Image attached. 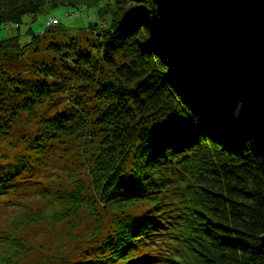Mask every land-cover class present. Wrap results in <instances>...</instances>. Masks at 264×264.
<instances>
[{"label":"trees","instance_id":"trees-1","mask_svg":"<svg viewBox=\"0 0 264 264\" xmlns=\"http://www.w3.org/2000/svg\"><path fill=\"white\" fill-rule=\"evenodd\" d=\"M84 6L98 7L105 23L47 37L64 28L60 22L27 43L0 39V142L23 118L32 129L19 140L31 149L17 158L24 164L0 165V204L30 195L35 184L46 202L12 204L19 210L0 227V260L21 264L26 253L45 249L42 264L67 261L50 245L29 248L19 229L45 220L54 228L80 225L100 208L103 227L101 214L91 220L96 228L85 241L92 250L82 264H264L263 159L189 91L159 39L154 0H0V24ZM71 141L87 179L49 187L54 176L33 163Z\"/></svg>","mask_w":264,"mask_h":264},{"label":"water","instance_id":"water-1","mask_svg":"<svg viewBox=\"0 0 264 264\" xmlns=\"http://www.w3.org/2000/svg\"><path fill=\"white\" fill-rule=\"evenodd\" d=\"M154 3L161 44L192 95L221 127L252 140L264 162V0Z\"/></svg>","mask_w":264,"mask_h":264},{"label":"rangeland","instance_id":"rangeland-1","mask_svg":"<svg viewBox=\"0 0 264 264\" xmlns=\"http://www.w3.org/2000/svg\"><path fill=\"white\" fill-rule=\"evenodd\" d=\"M86 1L91 4L100 2V0ZM53 17H58L64 28L57 27L53 31H47L46 36L49 38L57 35L58 33L62 35H72L78 31H87L91 23H98L100 21L103 22V24L105 23L98 12V7L84 6L80 9L57 7L52 9L48 14L39 16V19L36 21H32V18L27 16L24 23L21 25L0 24V39L18 36L22 43H27L32 40L34 34L41 35L48 27V21ZM86 34L89 35V32ZM62 100H64V98ZM53 112L55 113L56 109L51 111L49 114ZM17 125L19 127L16 128L15 126L13 134L8 136L9 139H5L0 142V165L5 164V162L11 165L22 162L21 158V160L17 158L23 156L25 152L31 150L29 144L24 145L19 141L23 134H29L32 132V129L25 128V126L28 125V119L23 118ZM36 135L37 132H35L34 138ZM7 153L10 154L8 158L4 157ZM78 153H80V151H78L75 144L73 145L72 141L63 146L60 144L57 147L48 148L43 163H33V166L37 172L41 169L43 176H54L51 177L49 181H45L49 187L51 183L55 184L54 186H76L79 181L86 180L88 176V170L84 167V161ZM43 190L44 188L42 187V184H35L30 189V195L23 196V194H28L29 191L22 192L10 201L11 205L0 204V227L10 225L13 220L12 217L17 215L19 207L12 204H17L19 201L25 200L23 203L33 209L42 206V203L46 204L45 200L41 201L40 196H38L43 193ZM47 192L50 196L53 189L51 188V190ZM86 207V205H83L82 211L86 209ZM88 212L89 211L83 212L81 216L85 217ZM99 214H101V219L97 223V227L100 225L103 227V224L101 223H103L102 217L105 213L103 210L98 208L96 214H87L89 217L87 216L85 219L83 218V222L80 225L73 226L71 224H67V222H63L60 225H56L55 227L57 228H54L47 220H45L35 223V225L31 227H22L19 229V236L21 240H25V243H27L29 248L36 246L34 243H42L46 246H52L53 248L51 252L59 251L61 255L67 256V261H61L60 258H54V264H74V262H81L82 264L81 259L87 257L88 250H92L91 248L88 249L90 244L85 240L94 234V229L96 227L94 224H91L92 221H95V218L99 217ZM111 217V215H107V218ZM67 232L72 233V238L65 236ZM63 233L64 235H62ZM66 240H69L68 244H64ZM60 246H62V248ZM85 249H88L86 250L87 252H84ZM49 254L50 252L45 249L43 250V253L37 249L32 253H26L21 264H42L41 262L47 260V257L50 256ZM51 256L53 258V255ZM0 264L5 263L0 260Z\"/></svg>","mask_w":264,"mask_h":264},{"label":"bare ground","instance_id":"bare-ground-1","mask_svg":"<svg viewBox=\"0 0 264 264\" xmlns=\"http://www.w3.org/2000/svg\"><path fill=\"white\" fill-rule=\"evenodd\" d=\"M164 48V50L167 52V55L171 58V60H172V62H173V64H174V61H173V59H172V57L170 56V54L168 53V51L165 49V47H163ZM175 66H176V64H174ZM177 68V67H176ZM177 71H178V69H177ZM182 77V76H181ZM183 81L185 82V85L188 87V84H187V82L185 81V79L183 78ZM189 89V88H188ZM190 90V89H189Z\"/></svg>","mask_w":264,"mask_h":264},{"label":"built area","instance_id":"built-area-1","mask_svg":"<svg viewBox=\"0 0 264 264\" xmlns=\"http://www.w3.org/2000/svg\"><path fill=\"white\" fill-rule=\"evenodd\" d=\"M56 19H58V18H54V19H52L51 21H52L53 23H56V22H57Z\"/></svg>","mask_w":264,"mask_h":264}]
</instances>
